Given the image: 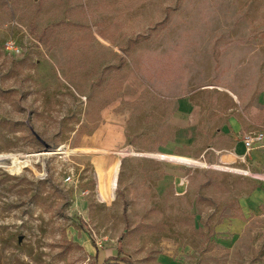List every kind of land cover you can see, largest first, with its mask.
I'll list each match as a JSON object with an SVG mask.
<instances>
[{
	"label": "rangeland",
	"instance_id": "1",
	"mask_svg": "<svg viewBox=\"0 0 264 264\" xmlns=\"http://www.w3.org/2000/svg\"><path fill=\"white\" fill-rule=\"evenodd\" d=\"M254 101L264 0H0V264H125L119 238L128 264H264V165L225 131ZM100 127L117 145L84 149Z\"/></svg>",
	"mask_w": 264,
	"mask_h": 264
},
{
	"label": "crops",
	"instance_id": "2",
	"mask_svg": "<svg viewBox=\"0 0 264 264\" xmlns=\"http://www.w3.org/2000/svg\"><path fill=\"white\" fill-rule=\"evenodd\" d=\"M194 95L195 94L191 93L189 95V99L186 101L189 105V108H196L198 105V101L195 99ZM183 104L185 105V103ZM181 105L182 103L179 102L178 106ZM179 115L180 111L176 114V116L179 117ZM105 130V128L101 127L96 129L89 142L86 143V145L90 148L84 149H87L91 152H105L108 149L115 147L120 139L118 129H116L115 127H109L107 133L103 135V132ZM225 131L239 137V139H237L236 143L233 146V151L230 150V152L234 156H237L239 159L242 158L243 161H246L251 157L254 165H264V138L261 143L254 144L253 147L248 151L245 149L242 141L243 135L246 133L260 131L264 134V102H237V112L235 113V115L227 119V122L225 124ZM110 168V163H104V165L98 172V185L102 190L105 185L106 177L110 174Z\"/></svg>",
	"mask_w": 264,
	"mask_h": 264
},
{
	"label": "built area",
	"instance_id": "3",
	"mask_svg": "<svg viewBox=\"0 0 264 264\" xmlns=\"http://www.w3.org/2000/svg\"><path fill=\"white\" fill-rule=\"evenodd\" d=\"M264 138V134L263 132H251V133H246L243 135L242 141L243 144L245 146V149L248 151L250 150L254 144H259L263 141ZM6 159H11L12 161V165H13V161H14V157H7ZM13 167V166H12ZM65 182L71 181V176L68 175L64 178Z\"/></svg>",
	"mask_w": 264,
	"mask_h": 264
},
{
	"label": "bare ground",
	"instance_id": "4",
	"mask_svg": "<svg viewBox=\"0 0 264 264\" xmlns=\"http://www.w3.org/2000/svg\"><path fill=\"white\" fill-rule=\"evenodd\" d=\"M63 150H61L60 148L57 150H51V153H57V152H62ZM155 157H158L160 159H165L166 161H171L174 162L176 164H184V165H192L196 162V160H194L193 158L190 157H186V156H182V155H171V154H165V153H160V154H156ZM114 174V173H113Z\"/></svg>",
	"mask_w": 264,
	"mask_h": 264
},
{
	"label": "trees",
	"instance_id": "5",
	"mask_svg": "<svg viewBox=\"0 0 264 264\" xmlns=\"http://www.w3.org/2000/svg\"><path fill=\"white\" fill-rule=\"evenodd\" d=\"M125 214V213H124ZM120 244V238L118 239V245L116 246V254L114 255V259L118 262H123L125 264H128V260H126L125 258L121 257L119 254L122 251L121 250V246Z\"/></svg>",
	"mask_w": 264,
	"mask_h": 264
}]
</instances>
